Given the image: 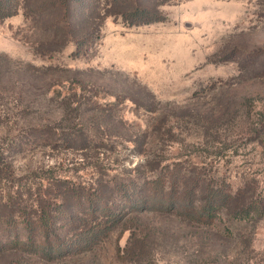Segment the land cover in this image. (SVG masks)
<instances>
[{
	"label": "rangeland",
	"instance_id": "1",
	"mask_svg": "<svg viewBox=\"0 0 264 264\" xmlns=\"http://www.w3.org/2000/svg\"><path fill=\"white\" fill-rule=\"evenodd\" d=\"M5 2L0 264H264V0ZM159 178L231 197L128 213Z\"/></svg>",
	"mask_w": 264,
	"mask_h": 264
},
{
	"label": "trees",
	"instance_id": "2",
	"mask_svg": "<svg viewBox=\"0 0 264 264\" xmlns=\"http://www.w3.org/2000/svg\"><path fill=\"white\" fill-rule=\"evenodd\" d=\"M10 6H8V3L5 2V0H0V20L10 17L14 15V11H10ZM170 173V172H169ZM184 177H182L183 180ZM159 184L161 185V188L158 189ZM169 184V183H168ZM142 186V185H141ZM146 186L148 190L151 192L155 190V194L153 196L152 201L148 203H144L141 205V203H133V194L131 193L130 195L127 194V190L123 191V197L125 199H128V202L132 205H130L129 212L128 213H133V212H141L145 207L147 206H152V210L157 209H162V210H167L170 211V213L178 212L181 215L187 217L189 220L201 223L204 225H213L217 219L219 218V215L221 213V210L223 209L224 205H219L218 202H222V200L230 199L231 193H227L223 195L221 192L215 190L213 187H205L201 184L195 183L193 186L188 187L187 189L185 188V185L181 187V189L185 192L187 191L186 194L183 195H175V196H166L165 194L168 192V190L171 188L169 185H167L166 180L162 179H153V180H148L146 181ZM128 185H126L125 188H127ZM122 190V189H119ZM204 191V193H203ZM207 196L204 198H201L202 195ZM135 195V194H134ZM97 203V202H96ZM95 203V204H96ZM128 205V203L126 204ZM102 206H99V210H101ZM259 210V207L254 209V211L250 210H242L237 213V215L234 217L235 219L239 220H247L251 218V214L254 212H257ZM45 213L44 211H42ZM103 212V215L108 214L109 212L112 213V211H101ZM118 213V212H117ZM111 217V221H116V216L117 214H111L109 215ZM43 234V233H42ZM97 233H94L91 235L92 241L96 239ZM47 231L45 233V237H47ZM37 240V239H36ZM33 240V244L39 245V247L42 248H47L50 244L49 241L47 243L43 241H36ZM31 241V239H30ZM55 253H51V257L54 258L53 256L55 254L60 253V249L57 250H51ZM58 252V253H56ZM56 256V255H55Z\"/></svg>",
	"mask_w": 264,
	"mask_h": 264
}]
</instances>
